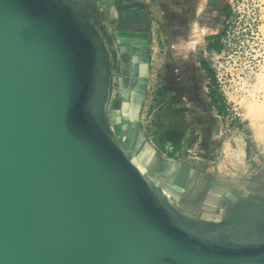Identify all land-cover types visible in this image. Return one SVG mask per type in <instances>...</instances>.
I'll use <instances>...</instances> for the list:
<instances>
[{"label": "water", "instance_id": "1", "mask_svg": "<svg viewBox=\"0 0 264 264\" xmlns=\"http://www.w3.org/2000/svg\"><path fill=\"white\" fill-rule=\"evenodd\" d=\"M90 18L85 0H0V264H264L263 196L190 219L123 149Z\"/></svg>", "mask_w": 264, "mask_h": 264}, {"label": "rangeland", "instance_id": "2", "mask_svg": "<svg viewBox=\"0 0 264 264\" xmlns=\"http://www.w3.org/2000/svg\"><path fill=\"white\" fill-rule=\"evenodd\" d=\"M145 1L148 3V49L151 54L146 73V94L140 101L143 108L138 110L136 118L139 117L143 129H149L146 139L152 133L153 141H170L181 159L177 160L200 173H207L203 175L209 183L216 175L227 179L225 184L244 182V178L251 177L253 171L261 170L260 165L264 163V0ZM93 2L102 8L104 23L110 26L108 0ZM95 28L99 31L98 26ZM211 35H215L214 39L222 44L219 52L207 48ZM200 61L214 73V83L207 82L199 67ZM109 63L110 84L105 117L123 149L136 163V152H131L124 134L126 131L121 128L120 133H115L114 129L115 125H122V118L127 117L126 105L131 106L129 97L119 94L118 89L124 81L119 77L125 74L126 69L121 64L119 71L112 52H109ZM185 76L194 78L195 91L192 93L185 90ZM209 85L214 87L212 95L207 93ZM157 92L160 97L155 100ZM213 99L224 103V114L217 110ZM193 112L204 113L211 124V133L204 132L208 148L200 147L204 137L195 127ZM129 114L133 118L132 110ZM244 140L248 152L240 162L231 149H236L237 141L243 143ZM154 146L159 148L157 143ZM138 167L173 209L194 220H220L219 209L232 205L245 191L264 197V191L257 192L249 187L238 192L218 191L216 195L207 193L201 206L200 193L183 191V186L176 185L179 179L168 193L162 187L163 180L150 175L144 167ZM225 173L230 176H225ZM211 185L209 188L206 186L207 191L212 189ZM177 194L183 198L191 196L186 200L195 208L179 206L183 199L179 201ZM214 198L213 202L211 199Z\"/></svg>", "mask_w": 264, "mask_h": 264}, {"label": "crops", "instance_id": "3", "mask_svg": "<svg viewBox=\"0 0 264 264\" xmlns=\"http://www.w3.org/2000/svg\"><path fill=\"white\" fill-rule=\"evenodd\" d=\"M146 6H148V3L145 0H111L109 4L110 12L115 13V17H117L114 19L115 22L113 23V27L116 41L121 45L119 49L121 53V62H118V69L121 72V64L124 65L126 69L125 74L119 77L121 81L124 80L118 87L119 94L128 96L129 102L131 103L130 107L126 105L127 117L121 119L122 125H115V133H120L122 130L126 131L124 134L126 135L125 137L127 138L131 152H136L138 160H136V164L141 168L144 167L143 169L150 175L159 178V181L163 180L162 187H164L168 193L171 191L170 187L179 179L176 185H180V187L183 186V191L187 190V192L189 191L191 194L195 192L198 194L200 193L198 197L200 201H198L201 202L199 204L201 206L203 198L205 195H208L207 193L216 195L215 193H218V191L227 193L233 190L238 192V190L244 189L245 191L247 187H249L250 190H257V192L264 191V171H262V169H264V163L260 165L261 170L253 171V173L250 174L251 177L244 178V182L240 184H225L224 182L227 181V179H224L222 175L219 177H216V175L213 181L210 182L212 184V189L207 191L206 186L209 188L210 185L209 181L204 178V175L207 173H200L198 170L196 171L178 161L181 160L177 157L179 156L178 151L175 150L170 141H165L164 139H156L157 142L153 141L152 133H150V138L148 137V140L146 139V131L149 129H143L139 117L136 118V116H138V110L140 111L141 108H143L140 101L143 95L146 94L145 91L148 84L146 73L149 69L148 66L151 54L148 49L150 34L148 33L149 20L147 19ZM189 33V30H187V34ZM199 67L201 68L200 63ZM193 80L194 78L190 76H185V78H183V85H185V90L189 93L195 91ZM154 93L156 94V91ZM159 97V92H157L155 100H158ZM139 103L141 104L140 106ZM131 110L133 111V118L129 114ZM192 115L193 118H196L195 127L198 131L202 132L204 137V142L200 143V147L208 148L209 145L207 144L206 137L204 136L206 133L204 132L211 133L210 131H212V128L210 122L207 121V115L201 112H193ZM215 136L216 134L214 137ZM155 142L158 144L159 148L155 149ZM246 143L245 140L243 143L237 141L236 149H231V151L233 150V152L236 153L237 157L235 156V158L239 159L240 162L244 157L246 158L248 152ZM169 148H171V151L168 150ZM225 174V176H230V174ZM177 196L179 195L177 194ZM180 196L178 200H183L178 204L179 206L195 208V205H190L186 200L191 196L187 198ZM211 200L214 202L215 198ZM196 209L198 210L197 207ZM220 212L221 209H219L218 213L220 214Z\"/></svg>", "mask_w": 264, "mask_h": 264}, {"label": "flooded vegetation", "instance_id": "4", "mask_svg": "<svg viewBox=\"0 0 264 264\" xmlns=\"http://www.w3.org/2000/svg\"><path fill=\"white\" fill-rule=\"evenodd\" d=\"M110 2H111V0H108V6H107L108 7L107 9L109 10L108 11V19L110 21V26L107 24L105 25L102 8H99L97 5L96 6L99 8L102 18L100 20L90 18V21L92 24H95L96 26L99 27V33L103 38V41L105 43L108 55H109V52H112L113 60H115L118 64V62L121 60V53L119 50L121 45L116 41L113 23L115 22L114 19H116L117 17H115V13L110 12V7H109ZM211 36H212V38H211ZM211 36H209L210 38L208 37L209 42L214 41V38H213L214 36L213 35H211ZM211 87H213V86L209 85L207 87V93L209 95L211 94V92H214V89L211 92H208V89Z\"/></svg>", "mask_w": 264, "mask_h": 264}, {"label": "trees", "instance_id": "5", "mask_svg": "<svg viewBox=\"0 0 264 264\" xmlns=\"http://www.w3.org/2000/svg\"><path fill=\"white\" fill-rule=\"evenodd\" d=\"M213 36H214L213 38H215V35H213ZM211 38H212V36H211ZM207 48L215 49L217 52H219L222 49V44L219 43V41L217 39H214L213 42H211V43L209 42L208 43ZM199 63H200L201 69L206 74L208 82L212 81L214 83L215 79H214V73L212 72V70L209 67H207L206 64L203 61H200ZM210 95H212V93ZM218 101H219L218 99H213L212 100V102H213V104H215L217 110L219 112L223 113L224 112L223 111L224 110V103H222V102L220 103V101L218 103Z\"/></svg>", "mask_w": 264, "mask_h": 264}, {"label": "bare ground", "instance_id": "6", "mask_svg": "<svg viewBox=\"0 0 264 264\" xmlns=\"http://www.w3.org/2000/svg\"><path fill=\"white\" fill-rule=\"evenodd\" d=\"M85 9H86V12L87 13H90V14H92L94 17H95V19H98V20H100V10H99V8L98 7H96L95 5H94V2H93V0H85ZM95 21V20H94ZM250 108V107H249ZM248 111V110H247ZM256 112V111H255ZM255 115V114H254ZM253 118V117H252ZM138 166V165H137ZM142 171V170H141ZM157 193H158V195L162 198V199H165L164 198V196H163V194L159 191V190H157ZM243 195V194H242ZM255 195V194H254ZM254 195L253 194H251V193H249V192H244V195H243V197H254ZM256 196V195H255ZM241 200L242 199H238L236 202L237 203H240L241 202ZM232 206H229V207H223V208H220L221 209V215H226V214H228L230 211H231V208ZM263 230H264V227H263Z\"/></svg>", "mask_w": 264, "mask_h": 264}, {"label": "built area", "instance_id": "7", "mask_svg": "<svg viewBox=\"0 0 264 264\" xmlns=\"http://www.w3.org/2000/svg\"><path fill=\"white\" fill-rule=\"evenodd\" d=\"M168 150L171 151V148H169Z\"/></svg>", "mask_w": 264, "mask_h": 264}]
</instances>
